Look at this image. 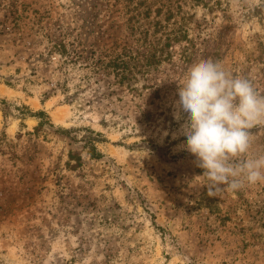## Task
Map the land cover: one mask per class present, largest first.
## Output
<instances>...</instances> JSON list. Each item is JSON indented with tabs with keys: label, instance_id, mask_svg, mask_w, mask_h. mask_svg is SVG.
I'll return each instance as SVG.
<instances>
[{
	"label": "rangeland",
	"instance_id": "rangeland-1",
	"mask_svg": "<svg viewBox=\"0 0 264 264\" xmlns=\"http://www.w3.org/2000/svg\"><path fill=\"white\" fill-rule=\"evenodd\" d=\"M202 59L264 95V0H0V264H264V183L182 147Z\"/></svg>",
	"mask_w": 264,
	"mask_h": 264
},
{
	"label": "clouds",
	"instance_id": "clouds-1",
	"mask_svg": "<svg viewBox=\"0 0 264 264\" xmlns=\"http://www.w3.org/2000/svg\"><path fill=\"white\" fill-rule=\"evenodd\" d=\"M178 96L173 115L184 121L182 147L203 170L208 193L264 183V154L250 155L252 129L264 127V95L252 81L202 59L186 70Z\"/></svg>",
	"mask_w": 264,
	"mask_h": 264
}]
</instances>
